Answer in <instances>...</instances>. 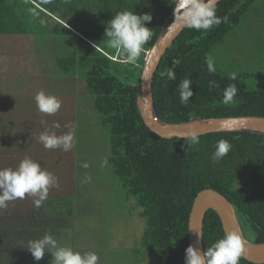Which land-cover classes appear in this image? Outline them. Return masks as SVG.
Listing matches in <instances>:
<instances>
[{"label":"trees","instance_id":"trees-1","mask_svg":"<svg viewBox=\"0 0 264 264\" xmlns=\"http://www.w3.org/2000/svg\"><path fill=\"white\" fill-rule=\"evenodd\" d=\"M254 4H258V0H223L216 5V15L222 18L219 26L210 31L185 27L178 35L154 75V107L159 119L169 124H180L225 117L264 118V72L246 69V64L251 66L255 58L248 54L240 55L245 61L241 67L232 66L229 57L221 63L214 56L217 51L224 52V47L233 49L238 26L247 17L246 13L257 11L252 9ZM124 10L152 14L151 22H146L153 32L151 40L143 46L147 51L163 27L174 19V0H51L47 4L43 0H0V36L31 38L35 50H43L32 56L36 63L41 62L48 37H56L59 44L65 45L63 48L58 46L55 53L56 72L66 77L75 76L76 71L84 78L85 90L93 97V109L99 125L109 130V156L105 162L108 171L104 174L108 173L109 178L110 174L114 176L120 183L124 199L134 197L141 208L139 217L145 220V225L139 244L131 248L132 257L120 256L118 259L100 255L98 264H104L103 259L108 264L118 261L141 264L146 260L150 264H185V250L189 246L188 218L196 195L203 189L222 194L235 208L244 237L251 243L263 244L264 135L216 132L198 136L199 143L193 144L190 139H164L150 131L144 125L136 104L143 57H139L136 63H127L134 68V73L128 75L121 72L118 66L122 65L121 62L110 58L115 50L105 46V28L117 12ZM255 15L259 22L263 9ZM52 18L57 20L53 22ZM207 57L214 62V74L207 69ZM169 67H174L175 81H168L162 75ZM43 73L36 70L29 77H41ZM232 73L236 74L235 81L229 79ZM184 79L192 81L190 88L194 93L186 105L180 103L178 91V84ZM210 81H215L218 87L210 88ZM19 83L15 81L12 97L0 91V103L9 105L8 113L29 114L34 108L33 120L38 124L44 117L50 125H59L57 129L65 125L62 123L65 118L71 119L68 123H73V112H63L65 102L61 103L55 115L41 113L35 101L38 92L29 89L22 94L24 85L22 81ZM230 83L236 84L238 93L234 103L225 105L222 103L223 92ZM74 91L63 96L68 98L75 94ZM57 94L53 91L51 96L60 101ZM22 101L29 106L23 107ZM24 126L20 123L17 130ZM33 139L38 142L37 132ZM221 139L228 140L232 149L215 163L211 156L216 142ZM101 143L100 151L105 148L104 138ZM89 145L88 140L82 139L84 150L87 146L86 150L90 151ZM39 147L34 148V152L41 151L42 146ZM51 158L58 161L54 155ZM55 160H39L37 163L49 173L53 169L60 174L62 171ZM91 168L88 165L81 170L93 176L96 171ZM79 169L77 163L76 171L69 174L75 185L71 190L66 184V173L55 176L59 177V187H51L47 199L39 207L34 203L36 197H26L9 202L7 208L0 209V264H50L51 253L46 252L40 261H36L27 249L30 240L42 239L46 234L51 235L58 246L71 248L73 226L63 225V221L76 216L72 212L74 204H77L76 191L84 185L78 184L77 179L73 181ZM80 228L76 227V230ZM202 234L204 250L225 235L220 218L213 210L205 215ZM239 264L255 263L241 257Z\"/></svg>","mask_w":264,"mask_h":264},{"label":"rangeland","instance_id":"rangeland-1","mask_svg":"<svg viewBox=\"0 0 264 264\" xmlns=\"http://www.w3.org/2000/svg\"><path fill=\"white\" fill-rule=\"evenodd\" d=\"M174 1L176 6L178 0ZM260 5L263 9V17L258 22L255 13L262 12ZM258 7L260 8L258 9ZM252 9H257V11L246 13L247 17L238 26L239 30L235 35L236 45L234 40L233 49L224 47L222 48L224 52L217 51L214 56L221 63H225L226 58L229 57L232 66L240 65L242 67L245 61L239 56L248 54L250 57L253 56L255 60L251 66L246 64L247 71L264 72V0H258V4H254ZM53 22L55 21L53 20ZM58 46L60 48L65 47V45L58 43L56 37H48V45L45 47V53L41 54V62L36 63L32 56L36 55L37 52H43V50L40 48L35 50L31 38L0 36V91L2 90L5 95L15 94V81L17 83L22 81L24 85L22 94L27 93L29 89L35 90V92L43 90L49 95H53V91L54 93L58 92L57 95L61 103L65 102V106H62L63 112H73V123H68L71 119L65 118L62 120L65 125L57 129L56 125L49 124L46 117L40 119L39 124L33 120L34 113H36L34 108L29 114L25 112L12 114L7 112L9 105L0 103V169L11 168L15 170L22 159L26 157L32 160L38 159L36 162L39 160L53 161L55 159L51 156L54 155L58 159L57 162L56 160L54 162L62 173L58 174V171H53V169L51 173L54 177L63 176L66 173V184L71 190L75 188V185L70 181L69 174L76 171V164L78 163L80 169L77 170L73 181L75 182L77 179L78 184L84 185L76 191L77 204H74L72 209L76 216L67 217L70 220L64 219L63 221V225L73 226L72 234L74 236L70 240L71 248L82 254L91 251L95 252L97 256L118 259L120 256L131 258V248L139 244L145 225V220L139 217L141 208L136 204L134 197L129 196V199H124L120 183L114 176L110 174L109 178L108 173L104 174V171H108L105 162L109 156V130L108 128H101L99 125L96 112L93 109V97L85 90L84 78L80 77L76 71L74 72L75 76L66 77L56 72L55 53L59 48ZM118 66L121 72H126L128 75L134 73V68L127 63ZM36 70L44 73L41 74V77H29ZM73 90H75L74 95L72 94L68 98L63 96ZM22 103L23 107L29 106L26 105V102L22 101ZM75 120L79 121L75 122ZM20 123L25 126L17 130ZM34 126L36 128L33 129ZM72 128L74 140L73 147L69 151L58 148L53 149L51 153V149H46L39 140L35 142L33 139L36 132L37 139H39L40 134L45 130L49 133L54 132L59 136L72 131ZM91 134L95 137L94 139ZM103 138L105 148L100 151L98 148L100 144L101 148L103 147L101 143ZM82 139L89 141V147L91 150L93 148V152L86 150L87 146L84 150L81 146ZM37 146H42V150L34 152V148ZM84 164L91 165V170L95 168L96 173L93 176L86 175L81 170L88 167H83ZM49 166L51 165L49 164ZM61 191L65 190L61 188ZM71 202L73 205L74 196ZM76 227L82 228L76 230ZM75 231L76 234H74ZM103 262L108 264L106 259H103ZM113 264L122 263L118 261ZM141 264H150V262L146 260L142 261Z\"/></svg>","mask_w":264,"mask_h":264},{"label":"clouds","instance_id":"clouds-1","mask_svg":"<svg viewBox=\"0 0 264 264\" xmlns=\"http://www.w3.org/2000/svg\"><path fill=\"white\" fill-rule=\"evenodd\" d=\"M43 2L47 4L51 0H43ZM217 3L218 0H178L175 6L174 1V22L169 28L178 20L189 29L210 31L222 23V18L216 15ZM152 19L151 13L137 14L128 10L117 12L109 21L104 34L106 48L115 50L113 54H110V58L113 61L132 64L139 56L143 57L144 54L146 56L149 50L144 51L143 46L153 36L146 22H151ZM206 64L209 73L214 74L216 67L211 57L206 58ZM174 67H169L162 73L168 81L176 80ZM236 78L235 73L229 76V79L233 81ZM191 84L190 79H184L178 84L181 104L186 105L193 97ZM209 86L210 88L218 87L215 81H210ZM237 93L236 84L230 83L223 92L222 103L225 105L234 103ZM35 101L38 110L46 115H55L61 108V102L55 96L47 95L43 90L36 94ZM73 137L72 131L57 136L54 132L49 133L45 130L40 134L39 141L46 149L62 148L64 151H69L73 147ZM187 139H190L193 144L199 143V138L195 134ZM231 149L232 145L228 140L217 141L211 156L212 161L218 163L228 155ZM87 166V164L83 165V167ZM88 179L90 180V177ZM51 187H59L58 179L52 173L43 170L39 163L26 157L15 170L0 169V209L7 208L9 202L26 197H36L34 203L39 207L47 199ZM197 234L202 237L201 233L197 232ZM27 249L36 261H40L46 252L51 253L53 258L50 264H98V256L95 252L81 254L70 247L58 246L57 241L49 234L42 239L30 240ZM244 251V239L238 233L230 232L203 252L194 245H189L185 250V264H239Z\"/></svg>","mask_w":264,"mask_h":264},{"label":"water","instance_id":"water-1","mask_svg":"<svg viewBox=\"0 0 264 264\" xmlns=\"http://www.w3.org/2000/svg\"><path fill=\"white\" fill-rule=\"evenodd\" d=\"M221 1L223 0H218V3ZM173 22L174 19L163 27L157 40L149 49L144 59L138 84L139 94L136 101L144 125L148 127L150 131L164 139H187L190 138L192 134L201 136L216 132H249L252 134L264 135L263 117L239 116L212 118L190 120L180 124H169L159 119L154 107V75L165 52L172 46L174 40L186 27L182 22L177 20L175 24L169 28ZM153 49H155V51H153ZM138 58L134 63L138 61ZM209 210L216 212L220 218L224 234L236 232L244 239L245 251L242 254V258L251 263L264 264V243L254 244L244 237L235 208L222 194L212 189L201 190L193 201L188 218V245H194L199 248L201 252L204 251L202 232L204 218ZM197 232L201 233L202 237H199Z\"/></svg>","mask_w":264,"mask_h":264},{"label":"crops","instance_id":"crops-1","mask_svg":"<svg viewBox=\"0 0 264 264\" xmlns=\"http://www.w3.org/2000/svg\"><path fill=\"white\" fill-rule=\"evenodd\" d=\"M7 37H9V36H7ZM10 95H11V97L13 96V94H12V93H10Z\"/></svg>","mask_w":264,"mask_h":264},{"label":"built area","instance_id":"built-area-1","mask_svg":"<svg viewBox=\"0 0 264 264\" xmlns=\"http://www.w3.org/2000/svg\"><path fill=\"white\" fill-rule=\"evenodd\" d=\"M120 59H121V61H123L122 58H121V55H120Z\"/></svg>","mask_w":264,"mask_h":264},{"label":"bare ground","instance_id":"bare-ground-1","mask_svg":"<svg viewBox=\"0 0 264 264\" xmlns=\"http://www.w3.org/2000/svg\"><path fill=\"white\" fill-rule=\"evenodd\" d=\"M144 59V58H143Z\"/></svg>","mask_w":264,"mask_h":264}]
</instances>
